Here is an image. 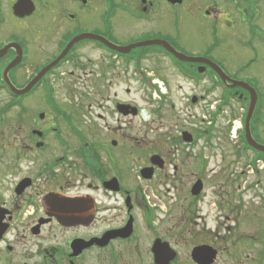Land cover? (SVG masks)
<instances>
[{"label": "flooded vegetation", "instance_id": "flooded-vegetation-1", "mask_svg": "<svg viewBox=\"0 0 264 264\" xmlns=\"http://www.w3.org/2000/svg\"><path fill=\"white\" fill-rule=\"evenodd\" d=\"M18 1L0 0V264H135L141 253L145 264H154L157 239L174 249L171 264H177L172 238L191 240L186 264H195L191 252L201 246L213 252L212 264H264L263 208L249 219L256 236L244 238V261L236 244L212 242L217 226L198 206L207 187L202 149L193 155L200 171L190 174L188 204L164 208L159 188L186 179L189 155L169 150L173 138L166 134L173 129L153 132L146 148L135 147L125 121L134 106L122 99L129 78L137 90L149 89L161 114L169 96L153 65L164 61L193 87L205 83L217 95L214 108L227 99L248 108L247 91L228 89L209 65L180 61L174 52L251 87L264 126V0H24L33 12L23 16L14 14ZM203 99L191 95L186 103ZM190 135L195 145L199 136ZM228 153L231 176L243 181L238 198L262 203L264 159L253 162L243 148ZM172 156H182L176 161L185 166L172 165ZM212 190L216 211L233 209L234 197L225 203ZM150 196L168 218L161 236L149 224ZM226 228L230 241L238 240L236 224Z\"/></svg>", "mask_w": 264, "mask_h": 264}, {"label": "rangeland", "instance_id": "rangeland-1", "mask_svg": "<svg viewBox=\"0 0 264 264\" xmlns=\"http://www.w3.org/2000/svg\"><path fill=\"white\" fill-rule=\"evenodd\" d=\"M157 62L159 64L153 65L155 66V78H153L156 81H159L162 85V90L164 89L166 94L169 96V104L168 106L163 107L160 115H158V112L154 110L156 104L147 88L140 86V89L137 90L129 78L126 79L128 82H126V80L123 81L122 99L124 102L134 106L138 112L137 116L125 119L129 125V133H133L136 138V141L133 143L137 148H146L149 139L152 138L151 135L153 132L160 135L165 134L166 129H173L170 130L171 134H166L167 137L173 138L171 141L173 146L169 147V150L172 152L175 149H179L189 155L186 156L188 157L186 158V179L184 180L181 177V179L178 182H175L173 186L166 185V188H159L164 197L163 201L166 203L164 208L172 206L174 209H178L182 203L188 204L184 198L187 196L189 182L191 181L190 174L193 172L199 173L200 171L198 168L199 163L195 162L193 155L194 153H198L196 149H202V154L200 153V155H202L203 158V171L205 170L203 175L204 177H207V187L205 188V193L202 198L203 200L201 199L198 206L203 209V212L207 216H209L208 220L210 225L212 227L215 225L217 226L214 237H217L218 239L212 237V242L222 245L236 244L233 250L237 251V258L244 261L246 254L243 252V249L249 243V241H244V238L256 236L254 233L255 227L251 225L249 219L252 218L254 214H258L260 208H263L262 212H264V201H262V203L260 201H252L249 205H246V198L244 195L241 196V198H243V201H241V198H238L237 196V192L241 189L238 185L242 187L243 181L238 180L237 178L234 179V177L231 176V169L228 166L232 164V158L228 153L229 149L236 147L237 145L231 141L232 139L229 138L226 130H228V127L230 126H239V116L243 107L232 105L223 109L218 115H214L213 113L216 109L213 108L215 105L212 104V102L217 100V95L214 92H210L205 83L199 87H193L191 83L186 82L179 77L172 67L167 65V63L164 61ZM153 66H150L151 70L153 69ZM161 80L164 82L162 83ZM126 88L130 89L128 93L125 91ZM191 95H195L197 98L198 96H203L204 99L200 100L198 104L192 107L189 105V102L186 103V98H189ZM82 105L84 107L86 103H83ZM82 110H84V108ZM259 115L260 109L256 106L255 100L252 116L250 118L251 128L252 118ZM232 118H234V120H232ZM233 121H235L234 124L231 123ZM182 130L192 134L193 137L199 136L198 142L195 145H185L180 135ZM258 130L261 131V137ZM253 131L257 139L264 141V126H261L260 124L255 125V129H253ZM178 138V146H174V139ZM181 157L174 158L172 156V165L176 163L184 167L185 164L180 161H176ZM243 162L244 159L242 158L239 163L243 164ZM237 171L238 169H235V172ZM181 172L182 174L185 173L184 170L181 171L180 169V173ZM228 178H230V180ZM213 188L218 189V197L221 201L225 198L223 201L225 203L226 199L230 200L232 197L235 198V202L233 200L234 206L232 210L230 207L229 210L224 206L223 209L216 211L215 208L212 207L210 200L213 195L211 193ZM150 198L151 199L148 200V206L152 214L154 213V217L150 218L149 224L151 229L156 231L157 236H161L165 232L168 218L165 219V211H163V207H161V204L157 201V199L152 196H150ZM227 216H230L233 222H226L225 218ZM233 223L237 226L233 235H235L234 238L237 237L238 240L234 241V238L232 237L234 242H231L226 226H232ZM142 232L143 231H141V233ZM172 239L179 244V247L176 248L179 254V262L177 264H186L185 261L188 260L191 248V240L187 238H184L183 240H180L179 238ZM144 243L147 244V238L142 237L141 247L145 245ZM124 256L129 257L126 253ZM144 257V254L141 253L140 263L136 262L135 258V264H145L143 260ZM133 263L134 261L130 259L124 262V264ZM90 264L101 263H96L92 259ZM243 264L247 263L243 262Z\"/></svg>", "mask_w": 264, "mask_h": 264}, {"label": "water", "instance_id": "water-1", "mask_svg": "<svg viewBox=\"0 0 264 264\" xmlns=\"http://www.w3.org/2000/svg\"><path fill=\"white\" fill-rule=\"evenodd\" d=\"M13 11H14V14L18 15V16L30 15L33 12V5L30 1H28V3H26V1L21 0V1H18V3L14 6ZM173 54L181 61L205 63V64L211 66L214 70H217V68H215L214 65L210 62L188 59L184 56L177 55L174 52H173ZM220 74H221L220 76L223 79V81H226L227 78L225 76H223L222 73H220ZM34 81H36V80H34ZM254 101H255V98L253 96V98L251 100V106L249 108L248 115H247L246 122H245V137H246L247 143L251 147H253L254 149H256L262 153H264V146H261V145H258L257 143H255L252 140V138L250 136V132H249V121H250V117H251L252 112H253ZM132 114L135 115V110H133ZM153 251L155 252L156 258H157L156 264H169V262L172 261L174 259V256H175L174 253L169 249V247L166 244L161 243L160 241H157L155 243V245L153 247ZM213 255H214L213 252L207 247H199L197 249H194L192 252L193 260L198 262L199 264H211L213 262V258H214Z\"/></svg>", "mask_w": 264, "mask_h": 264}, {"label": "trees", "instance_id": "trees-1", "mask_svg": "<svg viewBox=\"0 0 264 264\" xmlns=\"http://www.w3.org/2000/svg\"><path fill=\"white\" fill-rule=\"evenodd\" d=\"M259 121H260V117L259 116H254L252 118V128H251L252 132H254L253 129H255V125L258 124ZM242 139H243V137H242ZM243 143L245 144L244 140H243Z\"/></svg>", "mask_w": 264, "mask_h": 264}]
</instances>
